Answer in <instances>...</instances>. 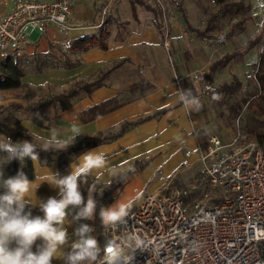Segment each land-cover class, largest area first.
I'll return each instance as SVG.
<instances>
[{"label": "crops", "instance_id": "obj_1", "mask_svg": "<svg viewBox=\"0 0 264 264\" xmlns=\"http://www.w3.org/2000/svg\"><path fill=\"white\" fill-rule=\"evenodd\" d=\"M13 2L0 0V16L10 11ZM253 3L245 31L250 33L257 28V37H261L263 29L260 30V26L264 21L253 8ZM105 6L110 11L103 17ZM183 12L186 11L182 10V21L173 17L169 33L171 47L167 49L164 45L165 33L161 30L162 11L156 2L77 0L71 15L76 25L70 31L72 44L79 37L98 34L106 29L107 47L95 45L83 52L77 51L80 61L75 60L72 66L61 68L65 77L87 82L101 79L102 84L90 91L81 90L70 102L65 101L54 124L45 122L46 126L42 127L30 121L31 133L51 146L56 142L85 141L117 131L126 122H140L129 126L119 137L85 150L62 169L56 157L49 163H42L38 158L33 160L35 178L29 180L32 183L26 194L33 215L41 213L38 207L40 200L50 196L59 198V189L52 185L53 174L68 175L82 163L83 155L90 151L105 157V164L93 169L90 176L101 182L114 181L110 189L112 200L106 208L119 201L131 209L146 191H163L179 186L173 183L179 181V172L186 170H180L185 150L206 144L214 133L224 139L233 136L230 107L211 102L210 96L201 92L200 84L192 73L205 68L218 82L219 78H224L229 84L232 76L243 80L245 73L257 68L264 35L250 49L247 44L244 49H227L221 53L216 47L203 44L208 40L206 34L200 36L195 30L187 28ZM187 18L195 29H201L188 14ZM241 34L233 37L238 39ZM28 36L26 53L35 50L44 54L54 53L65 38L55 26L42 31L34 43L30 41L29 32ZM72 44L64 48L72 51L71 54L66 53L69 57L75 54V50H71ZM225 54L235 55L226 64L212 68L213 63ZM180 88L193 89L203 105L199 113H190L184 107L177 92ZM59 104L57 102L54 106ZM16 128L23 130L20 126ZM137 161H141L138 167L135 166ZM3 172L5 175L8 173ZM65 227L71 243L76 239L73 232L78 223L67 218ZM55 256L52 263L63 264V249L57 250Z\"/></svg>", "mask_w": 264, "mask_h": 264}, {"label": "built area", "instance_id": "obj_2", "mask_svg": "<svg viewBox=\"0 0 264 264\" xmlns=\"http://www.w3.org/2000/svg\"><path fill=\"white\" fill-rule=\"evenodd\" d=\"M155 2L163 20V1ZM76 3L14 0L10 11L0 16V65L25 54L28 26L42 31L55 26L65 37L63 48H69ZM253 8L264 21V0H254ZM109 11L105 6L102 16ZM168 31L164 45L170 49ZM256 72L247 76L257 81ZM192 76L203 94L223 95L210 70L199 68ZM7 138L15 143L0 131V141ZM197 165L200 173L185 185L140 195L126 223L108 229L102 225V248L112 239L122 255H131L138 236L146 250L136 251L133 264H264V143L244 129L239 117L230 139L214 133L206 144L185 150L181 167Z\"/></svg>", "mask_w": 264, "mask_h": 264}, {"label": "clouds", "instance_id": "obj_3", "mask_svg": "<svg viewBox=\"0 0 264 264\" xmlns=\"http://www.w3.org/2000/svg\"><path fill=\"white\" fill-rule=\"evenodd\" d=\"M207 87V85H205ZM180 100L190 113H199L203 105L192 88L177 89ZM222 96L214 94L213 99ZM30 135L29 133H26ZM51 143V142H50ZM0 151L7 156L0 162L12 160H36V146L29 140L13 143L10 138L0 141ZM105 157L92 151L83 155L82 163L65 176L53 174V186L58 188V197L50 196L38 202L43 215H33L28 207L26 194L30 182L26 174L19 170L15 176L4 178L0 171V264H52L55 253L63 249V264H133L137 250H146L140 237H135V249L131 255H122L112 239H108L103 248L95 235L94 228L81 220H89L96 212V200L85 201L80 186L87 182L93 169L102 167ZM71 215L72 222L78 223L74 229V241L69 243V234L65 220ZM129 205L117 202L113 206L101 208L100 219L105 229L127 222ZM40 243H37V241ZM103 252L102 258L100 254Z\"/></svg>", "mask_w": 264, "mask_h": 264}, {"label": "rangeland", "instance_id": "obj_4", "mask_svg": "<svg viewBox=\"0 0 264 264\" xmlns=\"http://www.w3.org/2000/svg\"><path fill=\"white\" fill-rule=\"evenodd\" d=\"M149 2H154L156 0H147ZM165 7L166 17L163 18L162 29L165 33L168 28V33L171 31V22L173 17L180 18L182 21V10L187 12L188 16L193 20L195 25L201 29H206V36L208 40L203 41V44L209 45L213 48H217L221 53L225 52L227 49H232V51L244 49L250 41H253L257 37L259 30L253 28L249 33L246 30V24L242 25L241 29L238 30L234 36L237 37V34L242 33L241 37L236 39V37H228L227 32L232 27L234 23L244 18L246 15H249L252 8V3L254 0H233V1H242L243 4L247 7H250V10H228L218 13L222 5L215 0H162ZM182 9V10H181ZM212 19L211 25L207 26L209 18ZM263 25V26H262ZM260 26L261 37L264 35V22ZM28 32L30 33V41L36 42L41 35L42 30L39 28H34L32 26L28 27ZM260 37V38H261ZM263 47V46H262ZM69 49H64L62 46L57 47L53 52L50 51L46 54L40 53L37 50L33 53H26L17 58V60L22 65L25 70V75L22 77L23 85L15 89H0V131H7L9 128L17 126L23 127L24 133H29L32 136L33 142L38 145L48 146L49 144L41 140L38 136H35L31 133L30 120L27 118V114L20 110L17 106V103H32L40 99L46 98L52 94H59L62 92L68 91L71 87L77 85L80 81L87 82L86 80L80 79L75 80L68 77H65L64 72L62 71L63 63L65 62V56L63 58V53H70ZM75 51V54H72L70 58L72 61L79 57V52ZM170 62V61H169ZM174 63V62H173ZM170 62V64H173ZM62 65V66H60ZM254 71V70H253ZM248 71L244 74L243 80H239L236 76H232L230 79L233 83L230 89L225 88L227 82L224 78H219L220 88L223 92L222 98L219 100H214L212 97H209L211 102L218 103L221 106L229 104L232 106L238 107L236 110L232 111L229 115L230 122L233 129L237 119L240 117V122L243 127L244 125V115L247 108L248 100H250L254 94L259 92L258 82L254 78L247 76L248 73L253 72ZM73 80V81H72ZM75 80V81H74ZM138 92V91H137ZM117 104V103H116ZM65 103H60L59 106H52L49 108L43 115L42 119L44 122L49 124H54L57 121L58 115L63 110ZM94 108V113H95ZM14 117H17L20 121L14 123ZM45 123V124H46ZM19 129V128H18ZM73 142V141H72ZM52 143L55 147H65L68 144L72 143ZM0 151V160L1 159ZM141 161H137L135 166H139ZM2 171L7 172L4 168V164L0 162ZM182 167H180L181 170ZM200 167L194 166L191 169L181 170L179 172V181L173 183L174 185L182 186L190 182L194 176L198 175L200 172ZM4 178L10 177V173L3 172ZM113 182H101L98 178H92L90 175L87 177V182L81 183L80 189L82 195L84 196L85 201L91 196L96 200L95 196H98L99 200L98 205L100 208H106L107 204L112 200L110 189L113 186ZM172 184V185H173ZM171 185V184H170ZM96 200V202H97ZM68 218H71L69 215ZM80 223L88 222L86 220H81ZM98 228H102V221L98 224ZM98 239V235H96ZM102 248V245H101Z\"/></svg>", "mask_w": 264, "mask_h": 264}, {"label": "trees", "instance_id": "obj_5", "mask_svg": "<svg viewBox=\"0 0 264 264\" xmlns=\"http://www.w3.org/2000/svg\"><path fill=\"white\" fill-rule=\"evenodd\" d=\"M222 5L221 9L218 13H222L223 11H228L231 9L234 10H250V7H246L242 1H233V0H215ZM184 20L187 24V28L190 30H195L200 36H204L206 34V29H195L188 21L186 12H183ZM214 17L209 18L207 26L211 25L212 19ZM249 18V15H246L241 20L237 21L232 25V27L228 30V37L234 35L238 30L241 29L242 25H244ZM107 35L108 32L106 29H102L98 34L87 35L77 38L73 44L72 49L75 51L83 52L87 50L91 46L98 45L102 48L107 47ZM260 40V37H257L255 40L250 41L248 43V49L254 47ZM54 54V53H53ZM235 54H225L222 58L213 63L212 68H216L223 64L229 62ZM65 56V62L63 66H72L75 62L67 55L63 53V58ZM19 58V57H18ZM76 61H80L76 59ZM62 66V65H60ZM25 70L23 69L20 62L17 58H10L6 62L0 65V89H15L21 87L24 83L22 81V77L25 75ZM257 82L259 85V92L254 94V96L248 100L247 108L244 115V129L250 133L252 136L258 139V141L263 144L264 143V52L261 53L259 62L257 65ZM102 84L101 79H96L91 82H79L77 85L71 87L68 91L62 92L59 94H52L46 98L40 99L36 102L32 103H17V106L20 110L27 114V118L37 123L40 126H46L45 122L42 119V115L52 106H54L57 102L64 103L65 101L70 102L71 98L79 95L81 90L90 91L97 86ZM233 83H227L225 88L230 89ZM230 107L231 111H235L237 107L227 104ZM94 113V109H93ZM95 114V113H94ZM93 114V115H94ZM20 120L17 117H14L13 122L18 123ZM137 122H126L121 128L114 132H109L106 134H100L85 141L74 140L71 144L65 147H55V146H41L37 145L33 142L32 136L27 135L22 130L18 128L11 127L7 131L6 134L13 137L15 143L29 140L36 146V152L38 153V159L42 163H49L55 157L58 160L60 169L64 168L69 162H71L76 156L83 153L85 150L97 146L99 144L105 143L107 141L113 140L120 135L129 127ZM1 159L7 156L6 152L1 151ZM4 168L10 173V177L15 176L19 170H22L28 180L35 178V169L33 160L30 158H25L23 162L20 160H12L7 163H3ZM0 171L2 168L0 166ZM98 198H96L97 200ZM99 200H97L96 212L93 218L86 220L90 226L94 228L93 235H98L99 245H102L103 236L102 230L98 228V224L101 222L99 212L101 210L98 205ZM37 215H43V213H39ZM80 223V222H79ZM37 243H40L38 240ZM53 264V263H52Z\"/></svg>", "mask_w": 264, "mask_h": 264}]
</instances>
